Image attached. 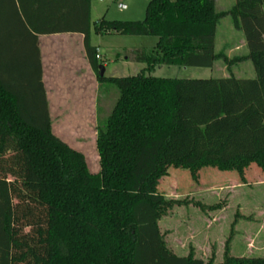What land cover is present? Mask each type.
Here are the masks:
<instances>
[{
  "label": "trees",
  "instance_id": "obj_1",
  "mask_svg": "<svg viewBox=\"0 0 264 264\" xmlns=\"http://www.w3.org/2000/svg\"><path fill=\"white\" fill-rule=\"evenodd\" d=\"M0 264H205L169 251L159 193L170 168L264 175V0H150L141 22L95 24L99 36H147L132 52L157 66L214 67L217 29L229 17L243 33L253 79H163L100 75L91 43V0H0ZM81 34L100 87L116 88L99 121L100 171L53 133L40 35ZM240 58L236 61H242ZM100 88V89H101ZM208 264H213L212 262ZM220 264H264L233 257Z\"/></svg>",
  "mask_w": 264,
  "mask_h": 264
},
{
  "label": "rangeland",
  "instance_id": "obj_2",
  "mask_svg": "<svg viewBox=\"0 0 264 264\" xmlns=\"http://www.w3.org/2000/svg\"><path fill=\"white\" fill-rule=\"evenodd\" d=\"M149 1L93 0L90 36L92 45L101 50L99 70L102 69L104 77L125 78L144 73L146 65L134 62L132 52L153 48L157 39L99 36L94 32L95 24L103 18L110 22H141ZM215 2L219 12L229 11L235 4V0ZM216 54L218 58L211 69L157 66L145 73L163 79L256 77L253 64L245 59L248 49L244 35L234 28L229 17L223 18L218 26ZM240 58L243 60L236 61ZM106 86L101 88L98 83L96 115H88L86 110L92 125L85 132L66 131L61 118L53 116V133L84 155L93 174L100 171L96 143L99 121L111 114L119 97L116 88L108 90ZM158 191L172 203L159 220V228L173 254L191 255L205 264L222 263L227 249L233 257L264 258V175L256 165L246 170L244 181L236 172L214 168H204L195 176L188 170L170 168Z\"/></svg>",
  "mask_w": 264,
  "mask_h": 264
},
{
  "label": "crops",
  "instance_id": "obj_3",
  "mask_svg": "<svg viewBox=\"0 0 264 264\" xmlns=\"http://www.w3.org/2000/svg\"><path fill=\"white\" fill-rule=\"evenodd\" d=\"M92 9L93 0L91 15ZM38 38L52 128L55 115L66 131L85 132L92 125L86 110L96 115L98 80L87 59L84 36L68 33Z\"/></svg>",
  "mask_w": 264,
  "mask_h": 264
},
{
  "label": "water",
  "instance_id": "obj_4",
  "mask_svg": "<svg viewBox=\"0 0 264 264\" xmlns=\"http://www.w3.org/2000/svg\"><path fill=\"white\" fill-rule=\"evenodd\" d=\"M101 70H102V69L100 68V75L103 76V74L101 73V72H102Z\"/></svg>",
  "mask_w": 264,
  "mask_h": 264
},
{
  "label": "built area",
  "instance_id": "obj_5",
  "mask_svg": "<svg viewBox=\"0 0 264 264\" xmlns=\"http://www.w3.org/2000/svg\"><path fill=\"white\" fill-rule=\"evenodd\" d=\"M97 59H100V56H97Z\"/></svg>",
  "mask_w": 264,
  "mask_h": 264
}]
</instances>
